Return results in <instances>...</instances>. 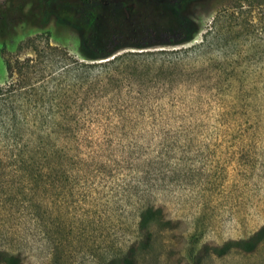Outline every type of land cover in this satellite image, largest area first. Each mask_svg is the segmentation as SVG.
<instances>
[{"label":"rangeland","instance_id":"1","mask_svg":"<svg viewBox=\"0 0 264 264\" xmlns=\"http://www.w3.org/2000/svg\"><path fill=\"white\" fill-rule=\"evenodd\" d=\"M11 81L0 264H264V0H0Z\"/></svg>","mask_w":264,"mask_h":264},{"label":"trees","instance_id":"2","mask_svg":"<svg viewBox=\"0 0 264 264\" xmlns=\"http://www.w3.org/2000/svg\"><path fill=\"white\" fill-rule=\"evenodd\" d=\"M44 2L49 1V0H42ZM84 3H102L104 0H82ZM151 3L159 6L160 4H162L164 1L167 0H149ZM171 4V6L173 7H178L179 5H181L184 2L187 1H194V0H168ZM139 25V30L147 37H153L154 35H165L166 37L170 38V39H174L177 36H179L180 34H182L185 31V28H183V24H184V19L181 18L180 24L178 26H168L167 23H163V24H156L154 25L153 23H151V25H145L144 23H137ZM111 40L113 42L116 43V45L113 46L112 41H109L108 43H100L97 41V38H92L91 39V43L89 45H86V49L91 50L93 52H95L98 55H86L85 58H91V59H95V58H109L110 56L114 55V53H116L117 50H119L122 46V40L120 38V36H118V34H114L113 38H111ZM182 41H179V43ZM87 46H89L87 48ZM142 46V45H139ZM50 49L53 50H59L60 48L57 46H51L49 45ZM84 49L85 52H87V50ZM35 55H37V57L40 55V50H35ZM116 58V56L113 58V60ZM35 58L32 57H28L27 59H25L24 61H20L17 60L15 62H12L10 59L7 60L6 62V68H7V72L9 73V76L13 77L16 73V70L19 66V63H27L30 64L32 61H34ZM74 65L78 64V60L72 58ZM111 59H109L110 61ZM24 88L23 83H18L15 81H11L9 84L6 85H2L0 84V115L3 116V114H5V118H7L8 120L10 118H13L14 115L16 114V109L14 107H11L12 104L15 103V101L17 100V98H20V95L22 93V89Z\"/></svg>","mask_w":264,"mask_h":264}]
</instances>
